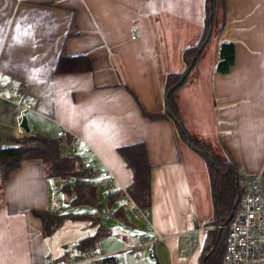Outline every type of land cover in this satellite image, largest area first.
Returning a JSON list of instances; mask_svg holds the SVG:
<instances>
[{
	"label": "crops",
	"instance_id": "0c3cea01",
	"mask_svg": "<svg viewBox=\"0 0 264 264\" xmlns=\"http://www.w3.org/2000/svg\"><path fill=\"white\" fill-rule=\"evenodd\" d=\"M206 2L0 0V147L15 144L7 136L21 104L26 105L30 131L57 138L61 127L84 160L93 163L90 170L107 173L106 193L114 178L121 189L114 210L137 228L130 214L146 218L145 210L126 197L133 171L118 149L146 145L153 164L148 209L153 229L141 233L124 227L107 255L125 250L128 238L141 233L155 241L149 246L160 247L169 264H202L213 206L206 163L177 139L170 120L147 114L166 111L162 79L185 69L182 42L191 38L186 19L196 12L202 21ZM218 15L207 43L213 40L215 47L209 52L205 46L194 80L176 91L183 124L210 148L221 152V145L226 147L246 174L264 177V0H226L221 32L222 8ZM227 42L235 44V62L223 73L215 67L220 46ZM78 55L90 58L91 70L56 72L61 57ZM16 86L18 99L12 91ZM85 146L92 151L85 153ZM50 179L40 160H26L0 187V264H49L65 248L72 250L76 240L60 249L55 238L60 229L43 234L41 213L54 212ZM79 223L80 239L95 232ZM152 254L156 257V250ZM157 261L162 264L158 256ZM121 263L129 264L127 258Z\"/></svg>",
	"mask_w": 264,
	"mask_h": 264
},
{
	"label": "trees",
	"instance_id": "16d2710c",
	"mask_svg": "<svg viewBox=\"0 0 264 264\" xmlns=\"http://www.w3.org/2000/svg\"><path fill=\"white\" fill-rule=\"evenodd\" d=\"M221 8L223 9V21L217 32H221L225 27L226 0H207L205 26L199 42L187 47L183 52L186 65L185 69L182 72H169L165 74L162 79L165 101L168 102L173 116L169 114L167 109L165 112L147 114L152 119L170 120L173 124L177 139L186 143L190 142L193 150H195L206 163L212 186L213 212L208 222V225H212V227L207 232L202 258L207 253L211 252L212 249L213 251L206 259L205 264H221V259L225 250L226 236L228 234L227 225L231 222L236 213L240 199L245 191L244 185L240 183V178L243 174H241V169L235 158L226 147L221 145L222 150L220 156H216L212 153L208 144L191 136L184 127L181 110L177 102L176 91L185 83L194 80L195 68L208 42L205 45L204 43L210 29H213L216 21H218L217 13ZM234 62V42L223 43L219 49V60L215 67L216 70L223 73L228 72ZM189 67H191V70L187 73ZM91 69L92 63L87 55L63 56L59 59L56 66L57 73L80 72ZM186 73L185 79L167 97L170 88L176 85ZM142 109L144 112L145 108L143 106ZM181 125H183V128H181ZM7 137L15 144L8 147H0V187L9 179L11 173L18 169L24 161L40 160L44 165L48 177L62 179L71 177L74 180L72 186L68 183L62 186L70 196L74 195V199L72 200L73 204L102 206L96 186L92 185L88 180L94 171L90 170L91 167L85 166L83 155L70 147L62 146L59 137H48L36 131H30L22 138H17L12 133ZM64 139L68 143L72 141V137L68 134H65ZM118 151L133 171V181L128 186L127 193L138 209L148 210L153 203V164L149 160L145 143L138 142L121 146ZM118 197V194H106L109 208L107 212H110V216L121 218L114 210V204L118 200ZM67 220L83 222L86 223L87 226L95 228L94 233L80 239L77 244L72 247L73 251L83 257L87 252H97L101 255L105 254L98 251V244L103 237L112 234V229L108 223L103 222L102 216L96 214L80 216L58 215L56 212L46 211V216L43 217V234L45 236L52 235L60 229ZM224 224L225 227H220V225ZM118 258L119 256L117 254H109L94 260L84 261L80 264H122L118 261Z\"/></svg>",
	"mask_w": 264,
	"mask_h": 264
},
{
	"label": "built area",
	"instance_id": "2783aa9c",
	"mask_svg": "<svg viewBox=\"0 0 264 264\" xmlns=\"http://www.w3.org/2000/svg\"><path fill=\"white\" fill-rule=\"evenodd\" d=\"M12 91L14 98L18 99L20 97L19 87H14ZM27 110L28 107L21 104L17 122L11 129L12 134L17 138H22L27 133L22 125ZM64 136L65 131L59 127L57 137L60 138L61 145L77 151L79 147L77 142L72 140L68 143ZM91 151L90 146H85V153H90ZM84 164L86 167H92L93 163L84 160ZM241 174L243 176L240 178V183L244 185L245 191L240 199L236 213L227 225L228 234L221 264H264V177L260 173L246 174L243 170H241ZM118 193H121V189L114 178H111L109 194ZM125 194L129 200H132L127 191H125ZM143 213L146 218L149 217V210H145ZM220 227H225V224L220 225ZM128 241V246L123 251L134 252L137 259L142 257L140 253L142 248L155 242L141 233L130 236ZM76 244V242H73L72 247ZM105 255L107 254L101 255L97 252H87L83 257L79 256L77 252L65 248L64 254L49 264H80ZM117 255L119 256L118 261L122 262V251L118 252Z\"/></svg>",
	"mask_w": 264,
	"mask_h": 264
},
{
	"label": "rangeland",
	"instance_id": "374dc122",
	"mask_svg": "<svg viewBox=\"0 0 264 264\" xmlns=\"http://www.w3.org/2000/svg\"><path fill=\"white\" fill-rule=\"evenodd\" d=\"M200 12L202 14V18L204 19V16H206V3H204V5L201 6ZM156 16L160 17V15H156ZM192 16H194L193 19H192ZM219 17L220 15H218L217 17L218 21H219ZM182 19L184 20V18ZM203 19L202 21L201 20L199 21L198 17L196 16V12H194V14H191L190 18L188 17L186 19L187 22L189 20V23H190V33L188 36H190L191 38L190 39L188 38L186 44L182 42V45H184L185 47L184 50L187 47L195 45L196 43L199 42V39L203 33L204 26H205V21ZM183 20L182 22H184ZM218 21H216V27L218 26ZM214 34H216V32H214ZM185 36H186V33H185ZM212 47L213 48L215 47L213 40H211L210 43L207 45L206 50H209L210 52L212 50ZM178 52L179 53H175L173 57V63H176V64L179 63L180 50H178ZM181 59L182 61L184 60L183 54L180 55V60ZM205 60L207 62L209 61L208 58H206ZM211 151L214 155L220 156L221 152H218L219 150L217 151L215 146H212ZM107 177L108 176L105 171H100L99 169H97L88 178L89 182L92 185H95L97 188L99 200L102 205L100 206L101 208L97 206H91V205H75L72 203V200L74 199V195L70 196V194H68V192L65 191L62 187L65 183H68L71 186L73 185L74 180L71 177L67 179L51 177L53 179H50L51 183L53 184L52 196H51L52 198L51 210L52 211L56 212L58 215L80 216V215H86V214H96V215L102 216L103 222L108 223V225L111 227L112 235L103 237L98 244V251L103 252V253H107V250H109L110 247H114L115 245H117L118 240L120 238V237H117V235L124 232V227L126 228L127 232L139 231L141 233H149L153 229L151 218L148 217V219H146L142 215H138L135 212L134 214L133 213L130 214V216L132 217V219L131 218L130 219L136 223L137 228H133L129 226L124 220L120 218L110 216V212L109 213L107 212L109 208H108L107 200L105 199L106 194H107L106 191L108 190L107 184H106ZM98 183H100V186H98ZM212 212H213V206L209 210L210 218L212 216ZM78 227L79 228L81 227L79 222L67 220L64 223V225L60 228V230L57 231L55 238H57L58 240L60 249H62L65 244L71 245V242L73 240H76V243L78 242V240L80 239V235H81V230ZM155 250L157 252V256L160 257L161 263L169 264L167 255L161 252L160 247L158 249L157 247H155V245H151L147 248H143L142 250H140V253L142 254V257L140 259H137L134 255V252L132 251H122V257L123 259L127 258V262L129 264H156L157 256L156 257L151 256V254Z\"/></svg>",
	"mask_w": 264,
	"mask_h": 264
},
{
	"label": "water",
	"instance_id": "95a60500",
	"mask_svg": "<svg viewBox=\"0 0 264 264\" xmlns=\"http://www.w3.org/2000/svg\"><path fill=\"white\" fill-rule=\"evenodd\" d=\"M212 31H213V29L211 28L210 31H209V33H208V36H207V38H206V41H205L204 45L209 41V39H210V37H211V35H212ZM190 70H191V67H189V68L187 69V73H189ZM187 73L181 78V80H180L176 85H174V86H172V87L170 88V90H169L168 93H167V97L170 95V93H171L172 91H174V90H175V89L181 84V82L185 79ZM166 109H167V111L169 112V114H170L171 116H173V114H172V112H171V110H170V108H169V104H168L167 101H166ZM22 125H23V127L25 128V130H26L27 133L30 132L31 128H30V126H29L28 119H27V116H26V115H24ZM181 128H183V125H181ZM188 144L191 146V143H190V142H188ZM41 216H42V217H45V216H46V213H45V212H42V213H41ZM212 251H213V249H212ZM212 251H211V252H212ZM211 252H209V253H207L206 255H204V257H203V259H202V264H205L206 259L209 257V255H210ZM151 255H153V254H151Z\"/></svg>",
	"mask_w": 264,
	"mask_h": 264
}]
</instances>
